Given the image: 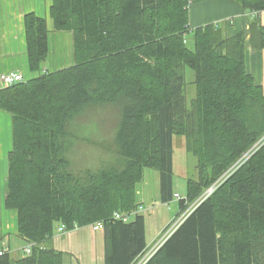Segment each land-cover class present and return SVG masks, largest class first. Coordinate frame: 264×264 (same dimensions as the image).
<instances>
[{
    "label": "trees",
    "instance_id": "obj_1",
    "mask_svg": "<svg viewBox=\"0 0 264 264\" xmlns=\"http://www.w3.org/2000/svg\"><path fill=\"white\" fill-rule=\"evenodd\" d=\"M200 1L50 0L52 30L69 32L72 49L71 65L53 71L43 69L46 19L23 15L27 66L39 74L0 89L11 132L3 207L16 212V234L31 251L14 258L0 251V264H65L48 243L56 226L97 221L104 264H132L147 248L136 211L144 169L159 171L161 202L174 198L173 135L184 137L197 170L179 212L220 182L145 264H264V90L246 71L243 31L227 36L216 23L190 26L189 8ZM231 1L243 11L264 10V0ZM249 34L250 46L264 50L258 16ZM184 65L194 72L190 107ZM109 104L118 120L113 142L102 146L113 159L73 170L68 123L88 106ZM132 211V219L114 218Z\"/></svg>",
    "mask_w": 264,
    "mask_h": 264
},
{
    "label": "rangeland",
    "instance_id": "obj_2",
    "mask_svg": "<svg viewBox=\"0 0 264 264\" xmlns=\"http://www.w3.org/2000/svg\"><path fill=\"white\" fill-rule=\"evenodd\" d=\"M46 3L50 4V0H47ZM54 40L53 35H49V54L44 62L43 69L44 67H48V65L52 67L51 69H56L55 67H57L53 61L54 57L56 58L57 56V48ZM187 45L190 48L193 46L192 38L190 36H187ZM68 60L69 57L67 58V62L70 65L71 61ZM51 62L53 63L52 65ZM59 66L65 67V64H60ZM182 73L185 81L186 105L187 107H190L191 101L195 97V86L193 83L194 72L190 67L184 65ZM1 112L7 114L6 116L8 117L6 122L2 119L0 123V140L2 143V153L0 152V194H2V197L4 198L6 189L7 151L11 147V141L10 116L5 111ZM117 120V108L109 104L88 106L82 113L68 123L67 134L70 148L67 151L66 156L69 159L70 167L73 170L84 168L96 169L103 163L113 159L112 153L106 151L102 144L108 145L113 142ZM172 145V189L181 197H185L187 179L196 178L197 176L196 158L185 149V139L183 136L173 135ZM252 148L254 149V146L248 151H252ZM238 165H240L239 160L235 162V164H233L221 177H223V179L227 177ZM219 182L220 179L214 182L212 186L215 188ZM202 195L186 209L179 212L180 209L177 198H173L167 203L161 202L159 199V171L154 168H145L143 178L137 184V201L139 202V207L136 211L142 214L145 219V238L147 245H150L151 243L156 244V242L160 243L162 239L167 237L202 199ZM3 198L0 196V211L1 209L4 210L3 205L1 204ZM132 218L133 215L130 216V219ZM87 226L91 227L90 224ZM10 231L12 230L10 229ZM14 233L15 232L9 233V243L11 246L10 255L13 258L23 254V252L20 251L23 240L20 239V237L13 235ZM2 241L4 242L0 235V246L2 244L5 245ZM155 244L152 245L150 249L146 248L145 250H157L159 247L158 244ZM139 258L140 256L136 258L132 264L138 261Z\"/></svg>",
    "mask_w": 264,
    "mask_h": 264
},
{
    "label": "crops",
    "instance_id": "obj_3",
    "mask_svg": "<svg viewBox=\"0 0 264 264\" xmlns=\"http://www.w3.org/2000/svg\"><path fill=\"white\" fill-rule=\"evenodd\" d=\"M46 2L47 0H0V73L19 71L25 79H30L39 74L36 71L31 72L27 66L23 15L29 11L44 16L46 19L49 30L48 37L53 35L57 48V56L53 60L55 66H57L55 68H61L60 64H65V67L69 66L68 57V61L72 63L71 34L52 30V22L48 15L49 4ZM257 16L260 23L264 25V10L260 11ZM251 18L252 15L248 11H243L231 0H203L192 3L189 8V24L191 27L212 22L218 24L227 36H232L238 31L244 32L246 71L251 74L254 82L264 90V50L254 49L249 44V22ZM51 68L50 65L44 67L45 70H56ZM1 111L0 123L2 119L6 122L8 119L7 114ZM0 152L2 153L1 140ZM0 196L3 198L2 194ZM1 204L3 205V199ZM0 212V235L4 240L2 242L5 244L0 246V251H6L10 254L9 233L15 232L13 235L17 236L16 212L5 208L4 210L1 209ZM48 243L54 249L62 252L65 264H104L103 229L93 230L90 226H82L60 232L55 228ZM25 244L23 241L20 251H22Z\"/></svg>",
    "mask_w": 264,
    "mask_h": 264
},
{
    "label": "built area",
    "instance_id": "obj_4",
    "mask_svg": "<svg viewBox=\"0 0 264 264\" xmlns=\"http://www.w3.org/2000/svg\"><path fill=\"white\" fill-rule=\"evenodd\" d=\"M259 12L258 11H251L250 14L252 16H256ZM25 78L24 76L19 72V71H9V72H2L0 73V89L11 86L13 84L19 83L24 81ZM248 157V153L243 155V160L245 158ZM240 162V161H239ZM212 192V188H210L209 190H207L203 195H202V199L204 197H206L208 194H210ZM175 197L177 199L180 198L179 194L175 193ZM115 218H120L121 215L119 213H115ZM123 218H126V215L122 216ZM77 226L75 225L74 228H76ZM91 228L93 230H97V229H102V224L100 222H96L94 224H91ZM57 230L60 232H64L66 231L65 227L60 224L57 226ZM159 242H156L155 245H157ZM31 251V243H26L23 247H22V252L23 255H28ZM156 250H145L144 254L142 256H140V258L138 259V261H136L134 264H145L147 262V260L151 257V255L155 252Z\"/></svg>",
    "mask_w": 264,
    "mask_h": 264
},
{
    "label": "bare ground",
    "instance_id": "obj_5",
    "mask_svg": "<svg viewBox=\"0 0 264 264\" xmlns=\"http://www.w3.org/2000/svg\"><path fill=\"white\" fill-rule=\"evenodd\" d=\"M210 188H212V190L214 189V187L211 186V187H209L207 190H209ZM207 190H206V191H207ZM206 191H205V192H206ZM175 193H176V192H175ZM175 193H174V198H176V197H175ZM177 194H178V193H177ZM179 196H180V195H179ZM181 198H184V197H181V196H180L179 199H181ZM119 214H120V213H119ZM133 214H134L133 211L130 212V213L123 214V215H126V218H124V219L129 220V219H130V216L133 215ZM114 215H115V214H114ZM120 215H121L120 218H123V217H122L123 215H122V214H120ZM114 218H115V216H114ZM116 219H119V218H116ZM97 222H100V223H101V221H97ZM94 223H96V222H94ZM94 223H92V224H94ZM101 224H102V223H101ZM90 225H91V224H90ZM165 238H166V237H165ZM165 238H164V239H165ZM164 239H162V240L160 241V243L158 244V247L161 245V243L163 242ZM154 244H155V243H154ZM154 244L151 243L150 245H147V248L150 249V248L152 247V245H154ZM149 249H148V250H149ZM144 253H145V252L141 253L140 256H142ZM152 255H153V254H152ZM152 255H151V256H152Z\"/></svg>",
    "mask_w": 264,
    "mask_h": 264
}]
</instances>
